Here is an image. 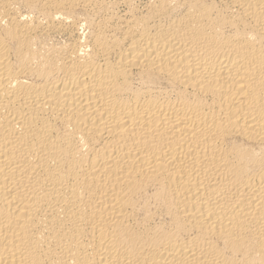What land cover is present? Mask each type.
<instances>
[{"label": "bare ground", "instance_id": "obj_1", "mask_svg": "<svg viewBox=\"0 0 264 264\" xmlns=\"http://www.w3.org/2000/svg\"><path fill=\"white\" fill-rule=\"evenodd\" d=\"M0 264H264V0H0Z\"/></svg>", "mask_w": 264, "mask_h": 264}]
</instances>
